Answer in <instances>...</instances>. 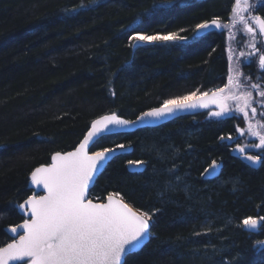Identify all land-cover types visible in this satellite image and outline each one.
<instances>
[{
	"label": "trees",
	"instance_id": "obj_1",
	"mask_svg": "<svg viewBox=\"0 0 264 264\" xmlns=\"http://www.w3.org/2000/svg\"><path fill=\"white\" fill-rule=\"evenodd\" d=\"M232 6L233 0H0V246L11 241L6 229L25 219L16 205L33 193L31 172L75 148L93 120L109 113L134 119L166 99L225 86V34L192 37L197 24L228 18ZM130 26L184 39L133 47ZM210 112L104 135L92 146H132L99 176L93 201L118 192L137 210L159 209L153 239L130 264H264V245L257 244L264 233L242 225L243 218L264 216V166L232 155L243 119ZM130 161H143L145 169L129 171ZM215 161L223 163L221 175L205 179Z\"/></svg>",
	"mask_w": 264,
	"mask_h": 264
},
{
	"label": "snow or ice",
	"instance_id": "obj_2",
	"mask_svg": "<svg viewBox=\"0 0 264 264\" xmlns=\"http://www.w3.org/2000/svg\"><path fill=\"white\" fill-rule=\"evenodd\" d=\"M167 2L171 3L172 0ZM257 4L264 7V0H257ZM255 11L256 5L250 3V0H233L229 23H222L219 18L212 19L210 23H199L195 26L192 39L197 41L202 38V32L216 29L227 30V39L231 42L236 39L233 29L239 25L241 35L247 36L245 46L251 49L247 54L240 51L239 56L250 64L254 62V54L261 53L256 59L259 69L264 72V51L256 42L257 35L264 37V17L252 14ZM130 28L129 40L136 42L130 45L133 47L142 43L184 39L176 33L148 35L133 26ZM260 43L264 44V39ZM227 50L231 62L234 50L230 43ZM239 64L240 61L235 66L230 63L227 83L213 90L211 95L207 91L199 96L197 92H192L166 99L160 107L143 113L137 120L144 122L146 118H167L177 111L209 109L215 105L219 110L210 112L211 116L233 118V114H237L246 122V130L237 129L239 135L244 136L247 132L250 137L257 138L258 143L247 146L237 143L235 150L244 154V159L253 165L264 166V119L253 121L250 118V113L252 116L257 114V108L253 106L252 91L246 89L257 90L262 98L264 90L259 83H251V76H245ZM261 78L264 77H257L258 80ZM135 123L115 113L101 116L91 123L84 139L74 151L56 152L51 156V163L40 165L31 172L32 185L42 188L44 194L33 192L24 202L16 205L21 214L28 213V218L22 224L6 229L11 242L0 246V264H130L129 258L147 247L153 239V216L159 209L152 212L133 210L118 192L109 193L106 202H93L89 198L90 188L102 174L110 154L125 148V145L117 144L115 148L105 147L90 152L89 145L94 146L113 129ZM227 139L232 140V136L229 135ZM247 148L262 151L261 154L248 155ZM129 163L144 164L143 161ZM216 168L213 162L211 169H205V173L212 176ZM242 225L253 232L264 233V216L243 218ZM257 244L264 245V242L258 241Z\"/></svg>",
	"mask_w": 264,
	"mask_h": 264
},
{
	"label": "water",
	"instance_id": "obj_3",
	"mask_svg": "<svg viewBox=\"0 0 264 264\" xmlns=\"http://www.w3.org/2000/svg\"><path fill=\"white\" fill-rule=\"evenodd\" d=\"M211 21H209V23H210ZM210 31H220V30H216V29H212V30H210ZM210 31H208V32H210ZM205 33H207V32H202L201 33V35H203V34H205ZM136 43V42H135ZM134 43V44H135ZM146 45H149V44H140L139 46H146ZM210 95H211V93H209ZM199 96V95H198ZM158 107H160V106H158ZM155 108H157V107H155ZM213 108H217L215 105H213V106H211L209 109H203V108H196V109H190V110H184V111H177L174 115H172V116H169V117H167V118H161V119H153V118H146L145 119V121L144 122H139L138 120H137V118L140 116V115H142L143 113H145V112H147V111H150V110H152V109H154V108H152V109H149V110H147V111H145V112H143L142 114H140L139 116H137L136 118H134V119H127V118H125V117H121V118H123V119H126V120H129V121H136V123L135 124H133V125H130V126H127V127H124V128H117V129H113V131L111 132V133H107V134H105V135H114V134H123V133H132V132H135V131H137V130H140V129H144V128H155V127H159V126H162V125H164V124H166V123H168V122H170V121H172V120H175V119H177V118H180V117H183V116H187V115H195V114H199V113H202V112H206V111H209V110H211V109H213ZM110 114H112V113H109V114H105V115H110ZM116 114V113H115ZM102 116H104V115H102ZM119 116V115H118ZM101 117V116H100ZM100 117H98V118H96V119H99ZM95 119V120H96ZM94 121V120H93ZM92 121V122H93ZM90 127H91V125H90ZM90 127H89V129H90ZM88 129V130H89ZM88 132V131H87ZM87 132H86V134H87ZM85 134V135H86ZM85 135H84V137H85ZM84 137L82 138V140L84 139ZM82 140L77 144V146L75 147V148H73L72 150H69V151H67V152H71V151H74L77 147H78V145L82 142ZM92 146L93 145H89V151L90 152H92L91 151V149H92ZM236 149V146L233 148V150H232V155L233 156H235V157H240L245 163H247L248 165H250V166H252V167H258L259 166V164H257V165H253L250 161H248V160H246V159H244V154H241V153H239L238 151H236L235 150ZM132 152V146H125V148L123 149V150H121V149H117L114 153H112V154H110V156H109V160H108V162H107V164H106V166H105V168L103 169V171H102V173L105 171V169L107 168V166L113 161V159H115L117 156H119V155H121V154H128V153H131ZM62 153H66V152H62ZM55 154V153H54ZM246 154H248V155H252V154H249V153H247L246 152ZM50 163H51V161H50ZM49 164V163H48ZM215 164L217 165V168H216V171H215V173H213V175L212 176H208L206 173H204V178L205 179H215V178H218L220 175H221V172H222V168H223V163L222 162H217V161H215ZM43 165H46V164H43ZM212 165H213V163L207 168V169H211V167H212ZM145 163L144 164H142V165H136V164H131V163H129L128 164V169H129V171H131V172H142L144 169H145ZM39 167V166H38ZM100 176V175H99ZM99 176H98V178H99ZM98 178H96V181H95V184H96V182H97V179ZM95 184H94V186H95ZM94 186H92L91 188H90V192H91V190L93 189V187ZM29 187L33 190V192H35V193H37V194H44V190L42 189V188H37L36 186H34V185H32V183H31V177H29ZM33 194V193H32ZM89 198H90V196H89ZM26 200V199H25ZM24 200V201H25ZM23 201V202H24ZM93 202H96V201H93ZM104 202H106V201H104ZM124 202H126V203H128L132 208H133V210H137L135 207H133L129 202H127V201H125L124 200ZM20 211V210H19ZM24 217H25V219H27L28 218V213H24V214H22ZM23 222H21L20 224H22ZM19 225V224H18ZM10 228V226L7 228V229H9ZM245 228V230L246 231H248V232H253V230H251V229H248V228H246V227H244ZM21 232H22V230H21ZM11 242V241H10ZM3 246H5V245H3ZM17 263H19V262H13V264H17Z\"/></svg>",
	"mask_w": 264,
	"mask_h": 264
},
{
	"label": "flooded vegetation",
	"instance_id": "obj_4",
	"mask_svg": "<svg viewBox=\"0 0 264 264\" xmlns=\"http://www.w3.org/2000/svg\"><path fill=\"white\" fill-rule=\"evenodd\" d=\"M254 5H256V11L252 14L260 15V16L264 17L261 13V10H260L261 7L257 4V2H255ZM229 21H230V16H228V18H226V19H221L222 23H229ZM239 28H240V26L238 25L237 29H233V31L236 33V39L233 40L234 55H233L232 61L231 62L229 61V65L231 63L233 66H235L236 62L240 61V64H239L240 71L243 72L245 76H251V83H259L262 86V90H264V78H261L259 80L257 79L258 76L264 77V72H262V70L259 69L258 60L256 59V57H258L261 53H255L253 56L254 62L250 63V64L245 61L244 57H239L240 51H244L246 54L249 51H251V49H249L248 47L245 46L246 42H247V36L241 35L240 31L238 30ZM220 31H223V33L225 34V37L227 39V30H220ZM262 39H264V37L257 35L256 42H257V46L259 48H261L262 51H264V44L260 43V41ZM229 43L230 42L227 39V49H228ZM227 54H228V50H227ZM234 60H236V62L233 64ZM241 80L243 81V77H241ZM246 90L252 91L253 101H254L253 106L257 108V114L255 116H252V114L250 113V118L255 119V120L256 119H258V120L264 119V104H262V101H264V98H262L258 94L257 90H255V89L249 88ZM214 110H219V109L213 108L209 111H214ZM233 116H237V117L241 118L237 114H233ZM236 142L239 143L241 146H247L250 144L258 143V139L253 138V137L245 139L244 136H240L238 134ZM237 143L234 145V147L237 145ZM261 151L262 150L256 149V148H247L246 152L249 154H252V155H257V154H261ZM262 159H264V156H262Z\"/></svg>",
	"mask_w": 264,
	"mask_h": 264
},
{
	"label": "rangeland",
	"instance_id": "obj_5",
	"mask_svg": "<svg viewBox=\"0 0 264 264\" xmlns=\"http://www.w3.org/2000/svg\"><path fill=\"white\" fill-rule=\"evenodd\" d=\"M255 2H257V0H250V3H252L253 5L255 4ZM231 44V47L233 48L234 47V43H233V40L230 42ZM240 57V56H239ZM236 62V60L233 61V64ZM214 111H218V110H214ZM252 119V118H251ZM253 121H255V119H252ZM258 120V119H256ZM241 128H244L246 130L247 128V124L246 122L243 120V125ZM245 139H248L250 138V136L247 134V132H245V135H244Z\"/></svg>",
	"mask_w": 264,
	"mask_h": 264
}]
</instances>
